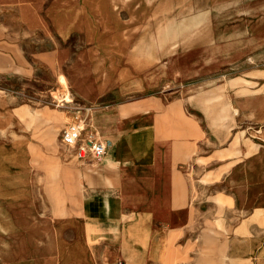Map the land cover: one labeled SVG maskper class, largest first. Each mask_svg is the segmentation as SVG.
Here are the masks:
<instances>
[{
  "label": "crops",
  "instance_id": "0c3cea01",
  "mask_svg": "<svg viewBox=\"0 0 264 264\" xmlns=\"http://www.w3.org/2000/svg\"><path fill=\"white\" fill-rule=\"evenodd\" d=\"M59 1L60 22L45 25L37 0H0V264H264V62L259 76L234 78L257 90L214 76L215 50L222 71L231 49L264 56V0H109L105 37L93 38L105 65L145 69L197 49L206 62L188 84L91 109L90 131L107 146L100 160L38 154L29 134L6 136L27 110L10 83L56 81L76 57L86 65L93 12ZM203 81L211 85L199 98L192 83ZM145 82L131 80L125 95ZM42 160L63 163L61 210L59 198L42 197Z\"/></svg>",
  "mask_w": 264,
  "mask_h": 264
},
{
  "label": "rangeland",
  "instance_id": "374dc122",
  "mask_svg": "<svg viewBox=\"0 0 264 264\" xmlns=\"http://www.w3.org/2000/svg\"><path fill=\"white\" fill-rule=\"evenodd\" d=\"M32 1V0H30ZM39 2L42 14L44 16L45 25H56L60 22V17L57 19L56 13H59L62 9V3L59 0H37ZM70 7L78 5V2H70ZM261 4L259 2L250 3V8H259ZM80 7L85 8L86 11H92L86 17V22L89 27H86V42L81 43L80 48L82 51L85 49L86 65H78V57L71 59V65L69 66V74L67 75L70 80H66L67 76H63L64 72L59 67L57 74L55 75L56 81H34L28 78H24L21 82L10 83V89L20 97L17 98V104L27 106V110L18 114L19 119L24 121L22 124V130L18 133L12 131L11 135H6L9 138L15 139L20 137L21 134H29L35 141L39 143L37 146L38 154H66L77 160V155L73 148H65L61 141L62 130L71 122H79L85 115L89 108H96L104 105L113 104L122 101L132 96H141L144 93L158 94L162 91V88L168 89L177 86L179 83L188 84L191 82L190 75L194 71V64L196 68H205L206 51L197 49L191 53L184 52L181 55H177L174 58H170L169 62H163L161 65L153 67H145L148 69H139L135 66H110L105 65L104 47L97 48V41H100V36L105 37V26L109 24L110 9H114L109 0H82ZM262 9H264V3L262 2ZM121 19H118L120 21ZM264 20V19H263ZM77 23V18H75ZM74 21V23H75ZM264 25V24H263ZM97 36L95 41L93 38ZM121 35V34H119ZM122 36V35H121ZM71 41H75L73 54L78 52L77 34L71 36ZM122 39V38H121ZM118 40L119 47L125 44L124 41ZM109 43H104L108 47ZM122 44V45H121ZM230 65L225 71H222L221 65L216 58L217 53L220 55L222 51H214V76L218 74H229L224 78L229 80L228 86L236 87L238 84L242 85V91L249 92L251 90H257L258 84L243 78H235L237 75L245 74V76L254 77L259 76L260 72H254V68L259 67L260 61L264 62V56L259 58V53L256 50L246 51L245 53L239 52L237 49H231L230 51ZM102 54V56H101ZM180 54V53H179ZM101 58L103 64L91 65L92 62L97 63ZM124 61H129V58ZM218 68V70H217ZM145 70V71H143ZM81 73L78 76V73ZM205 73V72H204ZM205 74L199 73L198 79L204 77ZM66 77V78H65ZM142 77L146 82L143 90L134 91L133 94L125 95L126 87L131 80ZM185 78H189L188 80ZM60 79V80H59ZM217 82V81H216ZM216 82H214L216 84ZM211 82L205 83H192L198 84L197 92L199 98L206 97L205 84L211 85ZM225 84V81L222 82ZM221 94V92H220ZM91 133V131H90ZM24 136V135H23ZM19 140H14L12 145H18ZM20 149V148H19ZM15 150L13 154L23 153L22 150ZM22 149V146H21ZM9 153L8 151H6ZM44 159V158H42ZM57 159V158H55ZM69 165V164H68ZM71 166V165H70ZM38 171H49L50 176L42 179L43 193L42 197H54L59 198V209L63 207V199L61 198L62 178L61 173L63 163L61 161H38ZM72 170V169H69ZM65 182L72 184L73 173L69 171L65 173ZM46 182V184H45ZM14 189V188H13ZM52 202V200H51ZM48 206L44 203V211H47ZM122 259V260H119ZM117 263L122 261L126 264L124 258H119ZM180 262L181 259L176 260ZM188 261H186V264ZM171 264H175V261ZM220 264H224V259H221Z\"/></svg>",
  "mask_w": 264,
  "mask_h": 264
},
{
  "label": "built area",
  "instance_id": "2783aa9c",
  "mask_svg": "<svg viewBox=\"0 0 264 264\" xmlns=\"http://www.w3.org/2000/svg\"><path fill=\"white\" fill-rule=\"evenodd\" d=\"M91 109L86 111L79 122H70L62 130L61 141L65 148H73L80 159L90 157L92 160H100L106 154L107 146L96 134L90 133ZM118 264H123V262L120 261Z\"/></svg>",
  "mask_w": 264,
  "mask_h": 264
},
{
  "label": "bare ground",
  "instance_id": "6f19581e",
  "mask_svg": "<svg viewBox=\"0 0 264 264\" xmlns=\"http://www.w3.org/2000/svg\"><path fill=\"white\" fill-rule=\"evenodd\" d=\"M92 134H95L94 132H91Z\"/></svg>",
  "mask_w": 264,
  "mask_h": 264
}]
</instances>
